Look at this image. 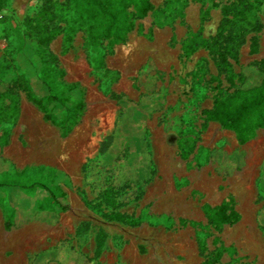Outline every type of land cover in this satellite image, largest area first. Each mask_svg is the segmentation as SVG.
<instances>
[{
  "label": "rangeland",
  "instance_id": "1",
  "mask_svg": "<svg viewBox=\"0 0 264 264\" xmlns=\"http://www.w3.org/2000/svg\"><path fill=\"white\" fill-rule=\"evenodd\" d=\"M66 1L0 0V131L22 113L19 127L38 130L42 150L47 140L58 154L69 144L76 152L65 168L0 164L5 225L19 219L56 234L30 264L71 255L83 264H203L215 238L226 248L217 264H264V129L241 146L204 115L219 89L233 92L207 48L233 0H149L153 10L131 18L120 43L96 47ZM255 17L260 31L230 61L235 86L264 80V0ZM58 26L42 48L44 29ZM229 200L239 221L216 233L202 209Z\"/></svg>",
  "mask_w": 264,
  "mask_h": 264
},
{
  "label": "trees",
  "instance_id": "2",
  "mask_svg": "<svg viewBox=\"0 0 264 264\" xmlns=\"http://www.w3.org/2000/svg\"><path fill=\"white\" fill-rule=\"evenodd\" d=\"M261 1L233 0L230 2L222 9L223 19L219 24L218 34L207 43L210 54L216 59L218 71L225 75L233 92L229 94L222 89L218 90L213 98L212 109L204 113L205 122H216L224 130L234 133L241 146L251 141L259 130L264 129V80L254 86L233 85L235 75L230 61L237 59L238 51L245 38L251 33L260 31L255 13ZM66 4L67 9L75 10L77 20L82 21L81 26L87 35L86 45L90 47L100 46L105 41H108L111 46L120 43L122 37L119 36L126 35L131 30V18L132 20L145 18L153 10L149 0H67ZM130 6L133 10L132 14L128 13ZM41 17H45V12ZM41 17L40 20H42ZM44 32L45 34L38 39V44L42 48H46L59 36L62 28L58 26L52 31L44 29ZM255 46L256 42L251 40L253 52L256 51ZM146 181H140L137 186L141 187ZM106 193L109 194V198L105 201L112 204L113 195L108 191ZM136 196L137 194L132 196V200L136 199ZM62 209L65 210L66 207L63 206ZM202 210L208 225L216 233L220 232L224 226H232L239 221V215L233 208L232 200L225 201L216 207L205 205ZM10 226L6 224L5 229L9 230ZM214 244L219 246L207 255L203 264H217L226 252V248L217 238L214 239ZM67 264H83V260L81 256L71 255Z\"/></svg>",
  "mask_w": 264,
  "mask_h": 264
},
{
  "label": "crops",
  "instance_id": "3",
  "mask_svg": "<svg viewBox=\"0 0 264 264\" xmlns=\"http://www.w3.org/2000/svg\"><path fill=\"white\" fill-rule=\"evenodd\" d=\"M127 65L132 66V56L129 57ZM22 117L23 114L21 113L16 128L0 131V136H4V134L7 136L6 141L0 144V164H4L8 168L14 166L16 169H20L24 165L33 166L34 163L42 161L51 165L57 164L63 168L73 165L76 160V152L70 144L68 148L63 146V153L58 154V151L55 148L53 149L54 146H51L45 140L51 148L50 151L45 152V150H42V146H44L42 144H45L44 141L35 140V135L41 134L38 130L30 128L31 131L25 134V130L19 127ZM38 129L41 130V127L39 126ZM22 140L27 141L28 148L22 146ZM36 143L38 146L35 148ZM17 198V194L13 192L12 197L9 198L10 202L7 204L13 211L14 206L16 208L19 206ZM5 226L3 212L0 209V264H30V257L41 253L42 242L45 244L43 250L57 244V241L53 243L56 234L53 236L50 234L42 235L39 223H20V220L17 219L14 226H10L9 230H6Z\"/></svg>",
  "mask_w": 264,
  "mask_h": 264
},
{
  "label": "bare ground",
  "instance_id": "4",
  "mask_svg": "<svg viewBox=\"0 0 264 264\" xmlns=\"http://www.w3.org/2000/svg\"><path fill=\"white\" fill-rule=\"evenodd\" d=\"M204 182V184L206 185V186H209V184L204 180L203 181ZM203 187H205V186H203ZM206 188V187H205Z\"/></svg>",
  "mask_w": 264,
  "mask_h": 264
},
{
  "label": "built area",
  "instance_id": "5",
  "mask_svg": "<svg viewBox=\"0 0 264 264\" xmlns=\"http://www.w3.org/2000/svg\"><path fill=\"white\" fill-rule=\"evenodd\" d=\"M2 18V14H0V19Z\"/></svg>",
  "mask_w": 264,
  "mask_h": 264
}]
</instances>
